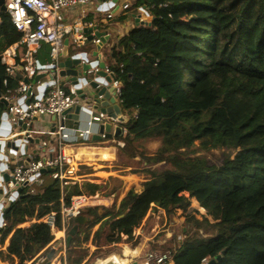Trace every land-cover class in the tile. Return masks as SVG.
Listing matches in <instances>:
<instances>
[{
    "label": "trees",
    "instance_id": "16d2710c",
    "mask_svg": "<svg viewBox=\"0 0 264 264\" xmlns=\"http://www.w3.org/2000/svg\"><path fill=\"white\" fill-rule=\"evenodd\" d=\"M136 1L153 20L133 27L111 49L109 69L121 85L123 117L112 145L117 160L138 159L150 176L118 205L82 208L85 221L67 244V261H83L82 243L96 224L93 257L120 242L135 246L141 238L135 231L151 209L196 212L190 207L195 199L205 215L190 213L191 229L174 238L173 264H201L218 255L214 264H264V0ZM21 38L10 16L1 13L3 93L18 86L19 76L7 75L1 55ZM4 108L0 101V117ZM142 139H159L153 154L141 149ZM211 149L222 150L219 163L196 155ZM162 162L168 167L153 169ZM104 187L88 181L61 187L49 179L35 193L23 189L3 211L0 246L9 242L0 258L15 256L24 264L46 256L54 238L49 226L20 225L60 210L61 199L69 204L73 196Z\"/></svg>",
    "mask_w": 264,
    "mask_h": 264
},
{
    "label": "built area",
    "instance_id": "2783aa9c",
    "mask_svg": "<svg viewBox=\"0 0 264 264\" xmlns=\"http://www.w3.org/2000/svg\"><path fill=\"white\" fill-rule=\"evenodd\" d=\"M97 2L99 8L115 7L101 0H4L5 13L10 16L15 29L22 34L19 45L25 48L20 67H12L6 63L5 52L1 55V62L7 64L8 76L18 75V86L14 89H6L1 98L7 102L0 117V214L8 204L14 201L20 193L18 188L25 182L28 184V192L35 193L36 188L44 181L41 175L48 173L53 180H58L61 187L75 182L78 177L79 161L66 148L72 147V139L81 141L99 134L102 140L107 139L105 133L94 130L101 124L118 122L109 114L94 109L85 104V99L77 92L82 85L71 84L68 88L63 86V80L59 75V60L64 48V37L69 36V46L80 41H87L84 36L85 29L99 30L98 25L87 19V13L91 8V2ZM111 2V1H110ZM106 6V7H105ZM117 7V6H116ZM127 5L124 6V8ZM78 9L77 16L74 12ZM144 18L139 17V22H148L152 16L149 8H143ZM107 19L113 14L109 10L104 11ZM148 26V25H147ZM100 31V30H99ZM108 32H105V36ZM101 38H94L93 43L99 44ZM50 44V61L41 67L35 57L40 43ZM83 61L87 57L82 58ZM105 71L114 76L112 81L113 94L120 104L121 85L113 71L105 66ZM38 77L36 80L35 78ZM28 82H24V79ZM69 83V82H68ZM7 85V79L3 80ZM43 86L40 91L39 87ZM77 105L86 106L90 114L85 120L84 126L67 125L64 112ZM5 115L3 118L2 115ZM51 119L49 127L34 126L37 118ZM54 117V118H53ZM4 126V128L2 127ZM114 128V126H113ZM7 132V133H5ZM9 143L14 148L7 146ZM35 146L30 150L31 146ZM27 156L21 158V156ZM15 157L12 163L10 158ZM44 170V172H43ZM6 175V177H4ZM90 205V196L85 194L73 196L69 204L61 199L60 210L50 212L40 219L32 218L31 222L46 223L53 236H56L58 219L60 228L68 231L74 219L81 215L83 207ZM6 226L4 218L0 221V229ZM184 236H179V240ZM151 250L144 255L139 264H173V250L165 254L153 255ZM44 258L37 260L42 262ZM209 258H204L201 264H207Z\"/></svg>",
    "mask_w": 264,
    "mask_h": 264
},
{
    "label": "crops",
    "instance_id": "0c3cea01",
    "mask_svg": "<svg viewBox=\"0 0 264 264\" xmlns=\"http://www.w3.org/2000/svg\"><path fill=\"white\" fill-rule=\"evenodd\" d=\"M101 1L103 2L105 1L106 3L112 1L116 3V5L115 7H107L106 9H103V8L100 9L99 8L100 5L97 2L92 1L91 8L89 9L87 13V19L97 24L100 31L108 32V35H106L108 36V39L100 47V50H99V53H100L99 60L100 62L104 64V66L109 68V65L113 63V58L111 57L112 47L115 46L116 48H119V40L122 37L126 36L133 27L137 25H141L140 24L141 22H139V17L141 16L144 18V11H143L142 6L137 5L136 0H101ZM125 5H127V7L124 8ZM105 10L106 11L109 10L110 12L114 13L113 17L107 19L104 13ZM77 13H78V9L75 10L74 12L75 17L77 16ZM88 30H89L88 32L84 33V36H86L87 39L89 35L94 34V30H91V29H88ZM64 39L67 40V47L70 48L69 43H68V40H70V37L66 36L64 37ZM87 41L85 40V41L78 42L76 44L77 45L76 47L80 48L82 46V43L87 42ZM89 43L90 45L93 46V48L90 51L82 50V52H85V56L89 60L93 61L94 57L91 56V53L95 50V47L97 44L93 42H89ZM105 44H106L107 49L103 51ZM21 47L22 45H19V42H18V43L13 44L9 48H7L5 50L6 52L4 51L6 63L14 68L20 67L21 64H23L22 58H23L25 49H24V52L23 51L21 52L20 51ZM78 52H81V51L78 50ZM35 57L40 64H47L50 61V60H45L46 57L40 58L38 56V49L36 51ZM63 81H64L63 83H65L68 87L70 86V83H68L65 79ZM89 114H90L89 107L84 106L82 112H80L79 114H75L72 111L70 115H67L66 123L67 125L83 127L85 120L88 118ZM51 120L52 118L48 119L46 117L37 118L34 121V126L49 127L51 125ZM114 127H119V125L117 124V126H114ZM94 130L96 132L98 131V128L95 127ZM114 137L115 136L113 135L111 138L106 139V140H102V139L93 140L92 137L84 141H81L79 139H72L73 141L72 147L66 148V150L68 152H71L79 161L78 177L76 178L75 182L82 184V182L88 181V182L96 183V184H105V180H107L109 177H113L111 175H114V176L116 175L122 179L123 178L126 179L127 177H130V176H137L135 173L116 174L115 171H113V170H117V169H114L115 168L114 166H116L114 163L117 160V149L114 145H112L113 143L116 142ZM34 147H35L34 145L31 146L30 150H33ZM78 156H80V158ZM26 157H27L26 155L21 156V158H26ZM120 169L122 173L127 168H120ZM120 169H118L117 171H120ZM137 177L140 178L139 176ZM48 178L51 179L49 175H48ZM140 180L141 182H143L146 179H140ZM123 181H124L123 185L125 184L124 190L123 192H121L118 201L115 203L116 205L119 204L120 200L125 196L127 191L130 189L129 182H127L126 180H123ZM109 193L110 194L115 193V189L111 190ZM87 196H90L89 206H95L97 204V201L95 200L96 199L95 196H93V194H88ZM102 203H105V202H102ZM106 207H110V206H106ZM30 223L31 221L28 220L25 223L21 224L20 226L29 225ZM97 228H98V224H96L92 228L89 240L85 243H82L81 247L87 250V255L84 257L83 261L80 264H83L84 260L89 258L96 248L95 245L92 244L91 238L93 236L94 231ZM67 234H68V231H64L63 229L58 228L56 236L53 238V241L51 242L50 246L51 248L56 247V250L58 248L60 249L61 247H63L64 249L58 255L55 253V256L53 257L51 264H69L67 261V244H66ZM8 242H9V239L7 238L4 244L0 246V250H5L6 246L8 245ZM56 242H60V245L58 247L55 246ZM156 250L162 251L166 249H156ZM144 252H147L146 246L144 242H141L139 243V245L130 246L126 248L124 251V254L126 256L130 255L132 258L138 255H141ZM43 257L44 256L37 254L33 259L26 261L24 264H39L37 260H40ZM109 257H107V259H98L96 264H105L108 261L113 262V264H127L128 259L124 260L121 258V260L118 261V256H114L112 260H109ZM7 261H10L12 264L19 263L18 258L15 256L9 259H6V260H2L0 258V264H8ZM141 261L139 262L138 259H134L133 264L137 262H138L137 264H139L141 263Z\"/></svg>",
    "mask_w": 264,
    "mask_h": 264
},
{
    "label": "rangeland",
    "instance_id": "374dc122",
    "mask_svg": "<svg viewBox=\"0 0 264 264\" xmlns=\"http://www.w3.org/2000/svg\"><path fill=\"white\" fill-rule=\"evenodd\" d=\"M76 44H73L70 46L71 50H84V51H90L93 46L90 45L88 42H83L82 46L80 48L76 47ZM24 47L22 46L20 48V51L24 52ZM50 49L51 46L48 43L41 42L40 47L38 48V56L40 58L46 57L45 60H50ZM107 49L106 44L103 48V51ZM64 87L68 88V86L64 83ZM119 124L118 122H114L113 126H117ZM159 139H142L138 141V144L140 145L141 149L144 151L146 154H153L159 143ZM197 144V142H196ZM196 155L198 156H205L208 160H211L215 163H219V159L221 158L222 155V150L219 149H211L209 151H200ZM80 158V156H78ZM15 157L10 158L9 163H12ZM116 166H114V169H120V168H127L121 173L120 171L113 170L115 171L116 174H125V173H135L137 176H130L125 178H120L118 176L111 175L113 177H109L107 180H105V187L101 190H99L96 194H93L95 196V200L97 201V205H103V206H112L113 202L114 204L118 201L121 192L124 190V185H123V180H126L129 182V188L131 187H138L140 186L141 180L140 179H147L149 178L150 174L147 172V167L144 164L141 163L140 160H129L126 158H119L117 161L114 163ZM168 167V164L162 162L160 164H157L153 167L155 170H162L164 168ZM130 168V169H129ZM142 177V178H141ZM41 178L45 181H48V173H44L41 175ZM128 188V189H129ZM115 189V193L110 194L109 192L111 190ZM106 200V201H105ZM105 202V203H102ZM108 202V203H106ZM190 207L191 208H198V203L194 200H190ZM154 210V211H153ZM193 214L196 218L202 219L205 215V210H198L190 212ZM189 212H183L181 209H177L175 213L166 215L165 212L162 209L156 208V209H151L149 211V217L143 221L142 225L136 229L135 234L140 235V241L136 244L139 245V243L144 242L146 246V251L149 252L151 250H156V249H170L173 250L176 248L175 244V236L179 238V236H183V233L191 229V223L188 222V218L190 216ZM208 218H210L208 216ZM212 222V220L210 219ZM205 232V231H204ZM130 247L129 242H121L113 246H108L104 249H101L99 253L97 254L96 257H93L94 255L91 254L89 258L85 259L83 264H96L98 259H107L110 255L114 254L122 259H128L127 264H133L134 259H138L140 262L141 260L144 259V255L147 252H144L141 255H138L136 257H132L130 255L126 256L124 254V251L126 248ZM56 248V247H53ZM63 247L60 249L58 248L57 250L55 249V253L58 255L61 251H63ZM149 250V251H148ZM104 252L105 254L111 252L108 254V256L103 257V254L101 253ZM160 251V250H159ZM163 251V250H162ZM44 256L43 258H45ZM143 257V258H142ZM8 264H12L10 261H7ZM138 263V262H137Z\"/></svg>",
    "mask_w": 264,
    "mask_h": 264
},
{
    "label": "water",
    "instance_id": "95a60500",
    "mask_svg": "<svg viewBox=\"0 0 264 264\" xmlns=\"http://www.w3.org/2000/svg\"><path fill=\"white\" fill-rule=\"evenodd\" d=\"M110 4H113L114 2H109ZM142 8H146L145 5L142 6ZM5 12V5L4 0H0V14ZM153 20V16L149 17V21L144 23L141 22V25H150L151 21ZM88 29H85V32H88ZM94 38H101V41L99 44L96 45L95 50L91 53V56L94 57V60L91 61L87 58L86 61H83L82 58L85 59V52H78V50H71L67 47V40L64 39V48L62 51V54L60 56V60L58 63V66L60 68L59 75L64 78L67 82L71 84H76L80 87L82 85V89H78V93L80 97L85 99L86 105H91L94 109H98L101 112L109 114L112 118L116 119L118 122L123 121V117L121 116V107L116 101V98L112 94V81L114 79V76L112 74H109L105 71V66L102 62H100V47L106 42L108 39V36H105V32L96 30L94 34L88 36V43L92 42ZM80 47V46H79ZM45 64H41V67H44ZM38 77L35 78V80ZM24 82H28V80L25 78ZM1 87V83H0ZM44 88L43 86L39 87V90L42 91ZM1 94V93H0ZM1 101L6 104L7 102L5 99L1 98ZM83 107L81 105H77L74 108H69L64 112L65 115H70V113L73 111L75 114H79L82 112ZM2 117L4 118L5 115L3 114ZM54 118V117H53ZM4 128V126L2 125ZM2 129H0V133H2ZM99 133L104 132L105 137L107 139L111 138L113 135L117 136L121 128L120 127H114L111 123L106 122L105 124H101L98 128ZM7 133V132H5ZM93 140H99L101 139V136L99 134H94L92 136ZM3 143H1L0 148L2 147ZM7 146H11L14 148V145H11L9 143L6 144ZM2 156H0L1 158ZM44 172V170H43ZM6 177V175H4ZM28 184V182H25L23 186L18 188V192L21 193L23 188ZM3 219V215L0 214V221ZM85 221L84 216L80 215L74 219L73 224L70 226L68 230V234L66 237V244L69 243L71 237L77 234L79 225L82 224ZM56 248H51V250L48 252L46 257L42 262L39 264H51V261L53 259V256L55 254ZM220 257L218 255L217 257L211 259L207 264H214L215 261ZM105 264H113V262L108 261ZM137 264V263H134Z\"/></svg>",
    "mask_w": 264,
    "mask_h": 264
},
{
    "label": "bare ground",
    "instance_id": "6f19581e",
    "mask_svg": "<svg viewBox=\"0 0 264 264\" xmlns=\"http://www.w3.org/2000/svg\"><path fill=\"white\" fill-rule=\"evenodd\" d=\"M59 245H60V242H56L55 246L58 247ZM169 251H170L169 249H166V250H163V251L154 250V251L152 252V254H153V255H155V254H165V253H167V252H169ZM114 256H116V255H111V256L109 257V260H112ZM120 260H121V258L118 257V261H120Z\"/></svg>",
    "mask_w": 264,
    "mask_h": 264
}]
</instances>
